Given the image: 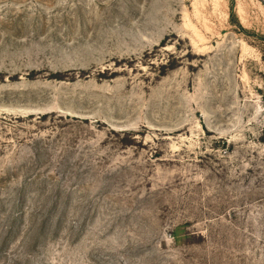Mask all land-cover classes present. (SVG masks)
<instances>
[{
	"label": "rangeland",
	"instance_id": "1",
	"mask_svg": "<svg viewBox=\"0 0 264 264\" xmlns=\"http://www.w3.org/2000/svg\"><path fill=\"white\" fill-rule=\"evenodd\" d=\"M0 264H264V0H0Z\"/></svg>",
	"mask_w": 264,
	"mask_h": 264
}]
</instances>
